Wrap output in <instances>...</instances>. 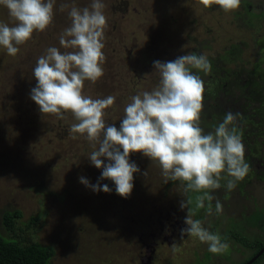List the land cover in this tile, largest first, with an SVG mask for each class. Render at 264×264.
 <instances>
[{
  "label": "rangeland",
  "instance_id": "1",
  "mask_svg": "<svg viewBox=\"0 0 264 264\" xmlns=\"http://www.w3.org/2000/svg\"><path fill=\"white\" fill-rule=\"evenodd\" d=\"M248 1L258 5L252 9V18L244 12L242 0L237 10L227 13L218 5L204 8L197 0H102L108 25L102 49L106 57L104 75L95 84L85 81L83 94L93 99L114 96L115 102L105 110L104 119L118 128L130 98L157 86L159 75L153 69V61L167 62L194 52L215 57L218 68L225 66L230 82L229 104L233 90L242 101L246 92L243 85L231 84L234 71L260 82V99L255 100L253 93L251 104H261L264 0ZM90 3L91 0H55L53 22L45 31L34 32L30 40L18 46L20 50L15 56L0 47V229L6 232L1 224L3 213L18 210L15 230L8 234L22 243L37 241L52 246L50 264H143L145 244L153 239L149 223L156 221L155 227L161 225L159 219L169 225L180 221L183 225L172 237L177 242L168 244L166 238L161 243L162 238L158 239L157 248L145 264L241 262L250 249L233 240L226 242V251L213 254L207 244L193 236L186 234L180 238L186 215L194 219L189 206L180 208L187 196L179 181L165 184L160 168L140 153L130 155V161L137 164L140 172L133 174L134 187L127 199L115 193L110 180L99 181L112 189L107 193L93 192L80 183L79 177L83 176L90 184H96L101 175L102 169L91 165L88 158L93 144L82 136L71 138L70 128L77 123L71 113H65L62 119L52 114L41 115L30 99V90L36 84L32 72L37 59L48 47L66 51L59 44V36L70 20L67 9L60 11L61 4L83 8ZM0 23L14 26L2 5ZM229 49L233 52L220 60ZM205 75L216 73L212 69ZM233 85L237 88L232 89ZM200 116L208 117L205 104ZM247 140L253 143L255 139ZM259 144L256 151H264ZM146 170L147 175H142ZM247 175L250 185L244 187L246 193L237 190V194L228 195L223 187L219 189H223L222 194L218 190L213 193L222 205L230 202L225 207L226 214L216 221L220 236L234 223L249 237L264 233L254 225L256 215H249L264 206V163L259 161ZM232 202L235 205L231 207ZM34 216L36 221L32 222L30 218ZM213 219L214 212L207 214L202 225L208 229L209 220ZM174 246L179 251L174 252Z\"/></svg>",
  "mask_w": 264,
  "mask_h": 264
},
{
  "label": "clouds",
  "instance_id": "2",
  "mask_svg": "<svg viewBox=\"0 0 264 264\" xmlns=\"http://www.w3.org/2000/svg\"><path fill=\"white\" fill-rule=\"evenodd\" d=\"M204 8L218 5L224 12L235 11L241 0H197ZM8 10L14 26L0 23V47L10 56L19 52L34 32L45 31L53 22L55 0H0ZM102 0H91L83 8L61 4L67 9L70 24L59 36L57 47H48L33 68L36 84L30 90V99L39 113L63 118L71 113L77 123L70 128L71 138L82 136L93 144L89 155L91 165L102 169L96 184L85 177L79 182L93 192H111L100 180H110L115 193L127 199L134 187V173L140 172L130 155L140 153L161 170L164 183L179 181L185 194L202 192L196 207L204 208L205 200L215 199L213 193L222 187L235 189L249 172L245 161L242 136L235 127L239 113H226L223 121L212 132L205 133L200 126L203 110L204 82L192 69L209 73L211 64L203 54L189 53L174 60L153 61L159 81L151 91L133 95L124 108L119 127L105 122V110L115 102L114 96L93 99L83 94L84 82L95 84L103 75L106 57L104 33L107 18ZM147 175V170L142 173ZM191 199H183L180 208H188ZM223 206L216 200L215 213ZM207 214L212 215L209 204ZM186 227L180 229V238L186 234L208 245V251L219 254L229 245L219 234L210 232L200 220L186 215ZM173 251H179L175 246Z\"/></svg>",
  "mask_w": 264,
  "mask_h": 264
},
{
  "label": "trees",
  "instance_id": "3",
  "mask_svg": "<svg viewBox=\"0 0 264 264\" xmlns=\"http://www.w3.org/2000/svg\"><path fill=\"white\" fill-rule=\"evenodd\" d=\"M242 1L244 12L249 14L248 16H251V9H254L255 3H253V5H249V3L251 2H249L248 0ZM233 47L235 48L239 46L233 45ZM232 52L233 49L225 51V53L221 54L220 60L227 58L228 55ZM207 59L211 64V70H215L216 76L211 75L206 77L207 75H205L204 72L192 69V71L195 74L199 75L204 82L202 103L206 105L208 117L207 119L200 118V126L204 129L205 133L212 132L219 125V123L223 121L226 113H239L235 124L230 125V127H235L237 129V132L242 136V143L245 150L244 159L250 165V171L254 169V166L259 161L264 163V151H256L257 146L260 145L259 143H261V148L264 149V99L259 105H257L255 102L254 105L251 104V99L254 94H256L255 100L258 101L260 99L258 97V93H260L261 84L259 81L253 80L252 78H243L239 75V73L234 71L232 73L233 79L231 80V84L235 82L237 86L243 85L242 87L243 89H246V92L243 95L244 101H242L233 90L232 101L229 104L231 96L228 87L230 86V82L227 81L228 71L224 65H220L219 68L217 67L215 57H210ZM227 61L232 62V60L230 59H227ZM234 88L237 87L233 85L232 89ZM207 100H209V103L206 102ZM250 137H253L255 139L253 143H247V139H249ZM255 153H257V155ZM223 182L224 180L221 181L222 187L226 189V187H224L226 183ZM249 182L250 178L248 175H246V177L242 181L237 182L235 189H233L232 191L226 190L225 192L228 195H232V193L237 194V190H240L241 193H246L244 187L250 185ZM222 192L223 189H218V193L222 194ZM201 195H203L202 192L198 193L191 191L186 194L187 199H191L192 201L191 204H189V209L193 214L194 220L201 221L205 218V216L207 215V208L209 204L211 205L216 216H220V214L222 213L226 214L227 209L225 207H228V203L230 205V202L222 205V213H215V204L216 200H218L217 197L212 201L205 200V207L196 210L194 205H196L197 197ZM233 204L234 202H232L231 207L233 206ZM253 214H255L257 217L254 225L264 232V206L262 208L255 209L251 215ZM17 216H19L18 210H6L1 217V224L6 232L3 233V231L0 229V264H50V259L54 254V249L52 246L43 245L37 241L22 243V241H20L18 238H15L8 234L15 230L14 220ZM30 220H32V222H35L36 216L30 218ZM235 225L236 224L234 223V225H230L229 228H226L221 238L224 242L233 240L242 248L250 249L249 253L243 257L244 259L242 258L243 260H241V262L236 263L244 264L259 250V248L264 245V233H262V236H255L252 238L249 237V235L243 233V230ZM208 230L212 233L220 235V233L217 232L216 224L209 226ZM263 260L264 252L251 264H264V262L262 263Z\"/></svg>",
  "mask_w": 264,
  "mask_h": 264
},
{
  "label": "flooded vegetation",
  "instance_id": "4",
  "mask_svg": "<svg viewBox=\"0 0 264 264\" xmlns=\"http://www.w3.org/2000/svg\"><path fill=\"white\" fill-rule=\"evenodd\" d=\"M256 4L257 3H255L254 8L258 7V5H256ZM249 5H251V3H249ZM250 15L251 16L255 15V12H253L252 9H251ZM261 179L264 180V177L261 176ZM234 205H235V202H234L233 206ZM253 212L254 211H252V213ZM251 214H249V215H251ZM220 216H221V214H220ZM220 216H216L215 215V219L209 220L210 221L209 222V226H211L213 224L215 225L218 217H220ZM158 221L161 222V225H159V226L156 225L155 227H154V225L156 224V221H153V222L149 223L150 224V230H149L150 231V236L153 239H150L149 240L150 242L145 244V247H146L145 253L146 254L144 256L146 257V260L144 259V257L141 258L143 264L149 262V259L151 257V253L153 252V249L157 248L156 245L158 244V242H157L158 239L162 238V240L160 241L161 243H163L164 239H166V238H168L167 239L168 244L176 243L177 241L176 240H172V237L175 234H177L176 231L178 230V228H181V226L183 225L180 221L179 222L178 221H173L171 223V225L167 224L166 220L164 221L163 219H161V220L159 219ZM216 228H217V226H216ZM150 248H151V250H150Z\"/></svg>",
  "mask_w": 264,
  "mask_h": 264
},
{
  "label": "water",
  "instance_id": "5",
  "mask_svg": "<svg viewBox=\"0 0 264 264\" xmlns=\"http://www.w3.org/2000/svg\"><path fill=\"white\" fill-rule=\"evenodd\" d=\"M263 252H264V245L261 248H259V250L252 257H250L244 264L253 263Z\"/></svg>",
  "mask_w": 264,
  "mask_h": 264
}]
</instances>
